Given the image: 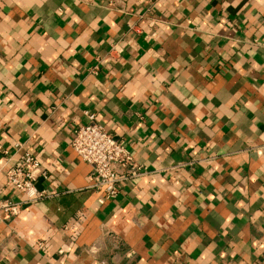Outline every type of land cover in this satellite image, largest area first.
<instances>
[{
	"label": "crops",
	"instance_id": "0c3cea01",
	"mask_svg": "<svg viewBox=\"0 0 264 264\" xmlns=\"http://www.w3.org/2000/svg\"><path fill=\"white\" fill-rule=\"evenodd\" d=\"M89 114L143 171L104 202ZM0 143L49 195H0V264H264V0H0Z\"/></svg>",
	"mask_w": 264,
	"mask_h": 264
},
{
	"label": "built area",
	"instance_id": "2783aa9c",
	"mask_svg": "<svg viewBox=\"0 0 264 264\" xmlns=\"http://www.w3.org/2000/svg\"><path fill=\"white\" fill-rule=\"evenodd\" d=\"M159 1V0H154ZM90 122L74 129L71 147L79 159L90 165L91 187L102 193L100 202L115 199L120 194V186L143 175L139 164L128 147L100 122L94 114H89ZM0 153L6 149L0 143ZM37 174L46 177L40 162L30 153H24L14 166L4 171L0 167V176L4 181L0 185V195L13 187L24 197L25 203H33L48 197L47 191L36 186ZM22 202L11 198H0V213L6 218L20 213Z\"/></svg>",
	"mask_w": 264,
	"mask_h": 264
}]
</instances>
